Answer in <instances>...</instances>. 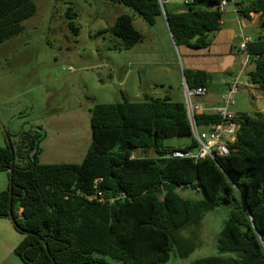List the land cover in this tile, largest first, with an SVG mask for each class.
Instances as JSON below:
<instances>
[{
  "label": "trees",
  "instance_id": "obj_1",
  "mask_svg": "<svg viewBox=\"0 0 264 264\" xmlns=\"http://www.w3.org/2000/svg\"><path fill=\"white\" fill-rule=\"evenodd\" d=\"M104 1L130 9L149 26L164 19L175 50L207 49L212 34L221 29V0H190L181 12L158 0ZM36 11L34 0H0V45L19 36ZM235 11L246 19L259 14V34L250 36L247 46L252 69L246 83L264 89V0H244ZM103 33L117 39L112 50L128 51L143 41L127 14ZM182 77L189 89H208L211 79L205 72L184 69ZM194 119L197 127L221 120L212 114ZM237 120L235 141L228 155L216 158L217 164L209 158L168 157L196 147L185 104L168 96H144L135 103L123 97L95 105L89 119L91 142L79 164H40L43 134L38 127L6 131L12 152L6 142L0 147V173L9 177L12 171L11 213L18 229L13 228L21 236L14 255L23 264H106L95 255L121 264H161L174 248L176 257L184 259L198 245L194 234L205 214L226 206L230 212L216 248L230 256L191 264H264V115ZM169 138H186L190 145H165ZM177 188L203 192L204 198L184 199ZM96 194L105 202L93 198ZM9 202L7 187L0 193V218L8 219ZM186 231L190 237L183 236Z\"/></svg>",
  "mask_w": 264,
  "mask_h": 264
},
{
  "label": "rangeland",
  "instance_id": "obj_2",
  "mask_svg": "<svg viewBox=\"0 0 264 264\" xmlns=\"http://www.w3.org/2000/svg\"><path fill=\"white\" fill-rule=\"evenodd\" d=\"M172 1L168 0L164 6L171 8ZM34 2L37 11L23 23L22 33L0 45V124L14 134L38 127L43 134L40 164L82 162L91 142L89 119L95 105L118 103L123 97L140 102L144 93L162 98L163 91L170 89L172 96L183 94L181 48L174 49L161 21L149 26L130 9L104 0ZM121 14L131 16L133 26L143 35V41L128 51L110 49L117 39L103 33ZM244 33L253 38L259 30L253 27ZM242 58L245 60L244 55ZM165 60L170 63L168 75L155 65L145 64ZM251 69L248 62L240 73L238 91L232 95L233 105L228 108L239 116L264 115V91L246 84V73ZM149 77L156 80L152 87L148 86ZM193 101L202 102L203 97ZM0 135L4 146L1 127ZM164 144L185 147L190 141L169 138ZM139 154L136 152L142 156ZM7 184L8 179L0 173V191ZM176 192L191 201L201 198L190 189L177 188ZM229 212L228 207L220 206L206 213L194 234L198 244L194 251L179 259L173 248L169 260L161 264H191L208 257L230 256L219 254L216 248V236ZM183 236L190 237V233L186 231ZM94 257L106 264H121L108 257Z\"/></svg>",
  "mask_w": 264,
  "mask_h": 264
},
{
  "label": "crops",
  "instance_id": "obj_3",
  "mask_svg": "<svg viewBox=\"0 0 264 264\" xmlns=\"http://www.w3.org/2000/svg\"><path fill=\"white\" fill-rule=\"evenodd\" d=\"M243 1L244 0H231L229 2L225 10L222 12L221 29L212 34V41L207 49L191 50L185 47H180L183 58L182 69L202 71L211 76L207 89V95L203 97L202 102H195L202 105L206 109L218 106L220 103V95L226 90L228 85L233 82L234 78L239 73L238 71L240 64L243 61V54L239 52L238 49L239 33L242 32L245 36L250 37L247 33H244V30L258 26L259 14H250L248 19L239 18L237 16L235 11L236 5L242 3ZM188 2H190V0H173L172 7L169 9L172 12H181L183 11V5L181 6L180 4H185ZM159 21H161L163 31L168 33L171 39L170 32L164 19ZM145 64L148 66L155 65L159 71H162L167 75L170 72V63L166 60L156 61L155 63L147 62ZM155 84L156 80H153L152 77H149L148 86L152 87ZM171 91V89L170 91H163V94H165L164 96H168L173 102L179 101L180 103H183V94L181 93V95L178 94V96H172L173 93ZM260 91L263 92L264 89H260ZM144 94L147 96V93ZM235 115L237 116V114ZM2 145L3 142L0 140V147ZM4 176L8 179L6 173H4ZM2 181H6L5 178H3ZM7 187L8 184L5 185L4 189L1 190L5 191L7 190ZM3 191H0V193ZM20 241L21 236L15 232L9 220L0 218V264H23L13 253L14 248Z\"/></svg>",
  "mask_w": 264,
  "mask_h": 264
},
{
  "label": "built area",
  "instance_id": "obj_4",
  "mask_svg": "<svg viewBox=\"0 0 264 264\" xmlns=\"http://www.w3.org/2000/svg\"><path fill=\"white\" fill-rule=\"evenodd\" d=\"M160 6L165 5L168 0H158ZM231 0H221L219 3V10L224 11ZM239 52L245 56V60L241 62L238 75L234 78L233 82L228 85L226 90L220 95V103L217 107L206 109L200 104L195 103L193 100L207 95V89L203 87H196L189 89L186 84L183 85V96L186 102L185 108L187 118L190 125L191 136L196 143L195 149L191 151H173L168 154V157L177 159H191L195 162L209 158L216 161L218 157H224L229 154V145L235 141L236 133L239 129L237 116L228 111V108L233 105L232 95H234L240 86L239 79L240 73L245 70L249 62L247 54V46L252 43V38L245 36L242 32L239 33ZM243 73V72H242ZM196 114H212L220 117L218 124L210 125L207 127H197L195 123ZM133 156L131 157V159ZM97 198L100 203L105 200L98 194L93 196ZM112 200L108 201L111 203Z\"/></svg>",
  "mask_w": 264,
  "mask_h": 264
},
{
  "label": "water",
  "instance_id": "obj_5",
  "mask_svg": "<svg viewBox=\"0 0 264 264\" xmlns=\"http://www.w3.org/2000/svg\"><path fill=\"white\" fill-rule=\"evenodd\" d=\"M165 23H166V21H165ZM166 26H167V24H166ZM237 117H239V115H237ZM0 127H1V130H2V133H3V136H4V139H5L6 145L8 146V148L10 149V151L12 152L11 144H10L9 138L7 136L6 130H5V128L1 124H0ZM215 163L217 164L216 161H215ZM8 180H9L8 181V194H9V199H10V202H9V205H8V212H7L8 220L12 224L13 227H16L18 229L17 224H16L15 220L13 219L12 213H11V198H12V171L11 170L9 171ZM201 197L204 198V193L203 192L201 193ZM45 249L47 251V247L46 246H45Z\"/></svg>",
  "mask_w": 264,
  "mask_h": 264
}]
</instances>
